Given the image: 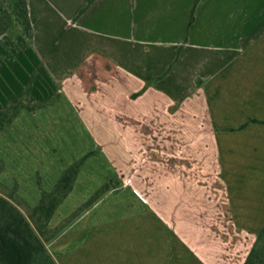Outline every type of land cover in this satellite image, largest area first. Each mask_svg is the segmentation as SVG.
<instances>
[{
    "label": "rangeland",
    "instance_id": "1",
    "mask_svg": "<svg viewBox=\"0 0 264 264\" xmlns=\"http://www.w3.org/2000/svg\"><path fill=\"white\" fill-rule=\"evenodd\" d=\"M14 1L0 0V112L26 98L27 90L26 103L31 104L51 103L61 93L60 82L41 72L30 57L27 43H32L14 23L23 21L20 8L14 7L19 1ZM249 5L251 18L260 10L256 31H264V0H215L211 17L225 40L233 34L241 40ZM243 47L236 46L235 84L213 99H220L223 108L215 113L234 138L233 144L228 143L230 151L220 157L218 171L211 173V163L197 164L190 154L191 144L189 154L178 145L180 131L175 120L180 118L179 105L171 108L172 129L163 119L154 127L146 119L139 121L143 158L133 170L118 167L108 145L95 141L103 161L91 152L78 186L64 198L51 221V238L45 239L56 264H244L264 223V122L238 129L249 117L264 118V57H245ZM23 110L0 135V181L7 194L16 188L19 197L12 201L29 217L28 205L38 204L43 189L51 191L48 188H54L66 167L82 157L73 161L63 156L64 148L71 150L77 142L49 141L52 135L47 132L45 140L35 133L36 127L33 133L29 131L23 124ZM128 119L121 121L126 125ZM169 167L194 179L202 198L201 208L184 191L185 222L175 221L177 214L165 209L164 198L174 194L166 188L167 181H172ZM135 177L144 187L133 182ZM109 182L110 189L75 214ZM183 204L175 202L177 213Z\"/></svg>",
    "mask_w": 264,
    "mask_h": 264
},
{
    "label": "crops",
    "instance_id": "2",
    "mask_svg": "<svg viewBox=\"0 0 264 264\" xmlns=\"http://www.w3.org/2000/svg\"><path fill=\"white\" fill-rule=\"evenodd\" d=\"M194 3L195 0H95L79 16L88 0H28L34 30L32 44L27 43L29 55L35 58L41 72L60 82L61 93L54 104L36 113L23 110V124L31 132L36 127L38 136L51 134L49 141L77 142L71 150L64 148L63 156L73 161L92 152L102 162L104 157L96 151L95 141L107 144V149L115 153L114 157L107 154L115 158L118 167L130 171L143 158L139 121L146 119L154 127L163 119L172 129L171 108L179 105L180 118L175 120L180 131L178 145L189 154L191 144L190 154L197 164L211 163V173H216L222 153L230 151L234 138L229 137L230 128L222 125L221 117L215 113L223 108L220 99H213L221 92L228 93L235 84L237 45L244 46L245 57H264V31H256L260 21L255 19L261 16L260 10L251 18L249 5L241 40L234 39V34L231 40H225L211 17L215 0H200L195 22L188 29ZM169 69L166 76L159 78ZM121 119L129 122L124 125ZM261 122L264 118L249 117L238 131ZM75 125L78 129H74ZM210 157L213 158L209 160ZM83 168L84 165L72 191L78 186ZM169 168L174 184L165 183L174 194L164 198L165 209L177 214L175 221L185 222L184 191L201 208L202 198L194 188V179ZM133 182L144 187L138 177ZM176 201L183 204L180 213L174 208ZM263 226L264 223L261 229Z\"/></svg>",
    "mask_w": 264,
    "mask_h": 264
},
{
    "label": "trees",
    "instance_id": "3",
    "mask_svg": "<svg viewBox=\"0 0 264 264\" xmlns=\"http://www.w3.org/2000/svg\"><path fill=\"white\" fill-rule=\"evenodd\" d=\"M16 1H19V4L13 5L15 8L17 6L20 8V16L23 21L17 19L14 23L16 22L17 28L22 30L24 37L32 43L34 30L28 0H15L14 2ZM94 1L88 0V4L81 10L79 16ZM199 2L200 0H195L192 7L188 29L195 22V12ZM6 30H3V32ZM172 66L173 64L170 69ZM170 69L159 78L166 76ZM28 95L29 90L25 93L26 98L21 99L19 102L12 104L0 112V135L15 121L23 109L36 111L55 102L53 100L51 103L49 101L36 104L26 103ZM90 154H86L78 161L68 165L51 191L43 189L38 204L32 207L28 205L30 209L29 217L12 201L14 198L19 197L16 194V188H13V194H7V187L0 181V264H56L46 248L45 239L51 238L53 233L50 227L51 221L64 198L74 188L77 175ZM111 186V182L104 185L75 214L91 205L99 195L110 189ZM1 193H4V195ZM244 264H264V226L257 234L254 245Z\"/></svg>",
    "mask_w": 264,
    "mask_h": 264
}]
</instances>
